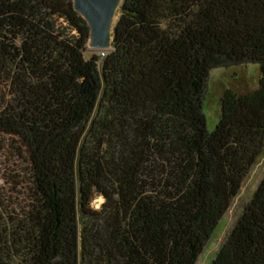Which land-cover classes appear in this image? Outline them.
I'll return each instance as SVG.
<instances>
[{
    "label": "trees",
    "instance_id": "1",
    "mask_svg": "<svg viewBox=\"0 0 264 264\" xmlns=\"http://www.w3.org/2000/svg\"><path fill=\"white\" fill-rule=\"evenodd\" d=\"M89 37L73 0H0V133L27 166L0 264H196L264 151V0H122L112 49ZM249 63L210 131L211 70ZM212 264H264V176Z\"/></svg>",
    "mask_w": 264,
    "mask_h": 264
},
{
    "label": "rangeland",
    "instance_id": "2",
    "mask_svg": "<svg viewBox=\"0 0 264 264\" xmlns=\"http://www.w3.org/2000/svg\"><path fill=\"white\" fill-rule=\"evenodd\" d=\"M118 19V15H117ZM88 56L93 53L87 48ZM260 67L257 63L247 65L219 67L212 69L207 83L206 98L204 101V112L206 115L207 128L212 131L216 127L221 113L220 99L225 89L232 88L238 91H247L257 88L259 85ZM4 88L0 87V100L5 96ZM20 144L9 136L0 133V186L7 195L13 193L16 183L23 178L24 169L27 167L21 157ZM264 176V151L243 180L238 194L233 198L228 210L221 218L216 230L204 246L196 264H212L215 256L228 239L236 221L244 211L245 206L252 198L260 181ZM24 192V184L18 186ZM20 194V193H19ZM16 195V194H13ZM104 198L96 194L92 201L94 208H100Z\"/></svg>",
    "mask_w": 264,
    "mask_h": 264
},
{
    "label": "water",
    "instance_id": "3",
    "mask_svg": "<svg viewBox=\"0 0 264 264\" xmlns=\"http://www.w3.org/2000/svg\"><path fill=\"white\" fill-rule=\"evenodd\" d=\"M75 10L86 20L88 48L106 54L112 49L114 26L122 0H73Z\"/></svg>",
    "mask_w": 264,
    "mask_h": 264
}]
</instances>
